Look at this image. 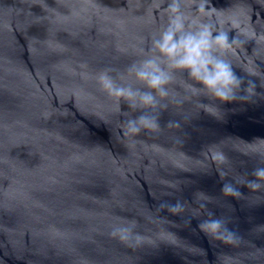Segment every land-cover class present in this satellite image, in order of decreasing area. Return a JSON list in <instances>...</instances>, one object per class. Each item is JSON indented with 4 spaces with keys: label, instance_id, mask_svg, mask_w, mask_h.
I'll use <instances>...</instances> for the list:
<instances>
[{
    "label": "water",
    "instance_id": "water-1",
    "mask_svg": "<svg viewBox=\"0 0 264 264\" xmlns=\"http://www.w3.org/2000/svg\"><path fill=\"white\" fill-rule=\"evenodd\" d=\"M210 5L264 35V0ZM165 9L153 0H0V264H264V190L242 185L264 166V41L227 54L255 95L191 96L184 85L195 82L177 73L170 87L189 98L163 111L159 133L125 136L124 113H138L117 110L97 81L101 70L124 72L142 57L167 23ZM210 147L228 162L213 163ZM225 182H239L243 198L224 196ZM200 192L242 237L236 246L200 231L208 218ZM176 200L180 215L157 207ZM131 219L147 238L138 247L109 235Z\"/></svg>",
    "mask_w": 264,
    "mask_h": 264
},
{
    "label": "clouds",
    "instance_id": "clouds-1",
    "mask_svg": "<svg viewBox=\"0 0 264 264\" xmlns=\"http://www.w3.org/2000/svg\"><path fill=\"white\" fill-rule=\"evenodd\" d=\"M95 0H82V3L94 6ZM166 2L167 23L153 35L150 47L142 49V57L127 66L124 72L114 68H105L97 74L101 88L116 101L117 110L121 103L138 113L131 116L124 113L125 136L135 137L141 132L159 133L162 131L160 117L170 104L182 106L189 98L170 86L176 82L177 73H187L195 84L185 83L186 94L204 95L220 103H231L238 99L256 94V84L237 75L227 54L235 47L243 46L248 40L264 41V35L257 37L239 15L223 14L210 5V0H153L155 6ZM235 33L230 35V33ZM117 73L113 75V73ZM241 91L245 94L240 95ZM199 107L207 114L216 115V105L200 103ZM215 109V110H214ZM190 119L187 115L182 117ZM167 128L182 129L178 120H169ZM178 143L183 141L177 137ZM264 155V153H261ZM209 157L216 165H224L228 157L216 148L209 149ZM221 179L227 176L219 170ZM246 179L245 185L252 192L264 190V166L256 167ZM239 182H225L221 192L226 197L243 198L236 187ZM199 208L208 209L211 198L204 193L197 194ZM160 211L167 210L172 215H180L185 210L181 200L175 203L161 201ZM207 217L198 224L200 231L225 245L236 246L242 239L237 232L229 229V221L217 217L210 209ZM191 224V218L185 220ZM138 222L125 220L112 226L109 235L129 247H138L146 237L137 231Z\"/></svg>",
    "mask_w": 264,
    "mask_h": 264
}]
</instances>
